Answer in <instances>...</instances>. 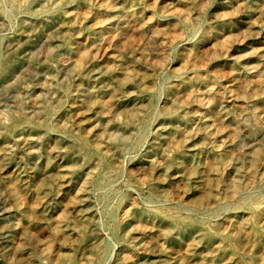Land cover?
<instances>
[{
    "label": "rangeland",
    "instance_id": "rangeland-1",
    "mask_svg": "<svg viewBox=\"0 0 264 264\" xmlns=\"http://www.w3.org/2000/svg\"><path fill=\"white\" fill-rule=\"evenodd\" d=\"M0 264H264V0H0Z\"/></svg>",
    "mask_w": 264,
    "mask_h": 264
},
{
    "label": "bare ground",
    "instance_id": "bare-ground-1",
    "mask_svg": "<svg viewBox=\"0 0 264 264\" xmlns=\"http://www.w3.org/2000/svg\"><path fill=\"white\" fill-rule=\"evenodd\" d=\"M114 1H115V0H114ZM107 19H108V18H107ZM109 20H110V19H109ZM109 20H108V21H109ZM101 21H102V20H101ZM116 21H117V20H116ZM103 22H104V21H103ZM59 23H60V22H59ZM97 23H98V22H97ZM97 23H96V24H97ZM101 23H102V22H101ZM56 25H57V24H56ZM56 25H55V26H56ZM92 25H93V24H92ZM101 25H102V24H101ZM96 26H97V25H96ZM96 26H95V27H96ZM99 26H100V25H99ZM57 31H58V30H57ZM141 32H142V31H141ZM86 34H87V33H86ZM101 36H102V35H101ZM112 38H113V37H112ZM107 39H108V38H107ZM84 40H86V38H85ZM105 40H106V39H105ZM94 42H95V41H94ZM96 42H97V40H96ZM96 42H95V43H96ZM99 42H100V41H99ZM117 42H118V41H117ZM100 43H101V42H100ZM91 44H92V43H91ZM101 44H102V43H101ZM89 45H90V44H89ZM86 46H87V45H86ZM91 46H92V45H91ZM98 46H99V45H98ZM100 46H101V45H100ZM107 46H108V44H107ZM110 46H111V45H110ZM110 46H109V47H110ZM88 47H89V46H88ZM88 47H87V48H88ZM105 47H106V45H105ZM114 47H115V46H114ZM103 48H104V47H103ZM103 48H102V49H103ZM115 48H116V47H115ZM117 48H118V47H117ZM84 49H86V48H84ZM89 49H91V48H89ZM96 49H97V47H96ZM96 49H95V52H96ZM105 49H106V48H105ZM130 50H131V49H130ZM117 51H118V50H117ZM134 51H135V50H134ZM84 52H85V50H84ZM90 52H91V51H90ZM97 52H98V51H97ZM111 52H112V51H111ZM111 52H110V53H111ZM145 52H146V51H145ZM108 53H109V52H108ZM92 54H93V53H92ZM129 54H130V53H129ZM129 54H128V55H129ZM138 54H139V53H138ZM119 55H121V54H119ZM119 55H118V57H119ZM141 55H142V54H141ZM141 55H140V56H141ZM88 56H89V55H88ZM105 56H106V55H105ZM115 56H117V54H116ZM142 56H143V55H142ZM90 57H93V56H90ZM118 57H117V58H118ZM80 58H81V57H80ZM85 58H86V57H85ZM85 58H84V59H85ZM97 58H99V57H97ZM66 59H67V58H66ZM83 61H84V60H83ZM89 61H90V60H89ZM81 62H82V61H81ZM110 62H112V61H110ZM119 62H120V61H119ZM130 62H131V61H130ZM79 63H80V62H79ZM104 63H105V62H104ZM133 63H134V62H133ZM82 64H83V63H82ZM108 65H109V63H108ZM113 65H114V64H112V66H113ZM107 67H108V66H107ZM114 67H115V66H114ZM114 67H113V68H114ZM116 67H117V66H116ZM96 68H97V67H96ZM100 68H101V67H100ZM104 69H105V68H104ZM104 69H103V70H104ZM110 69H111V68H110ZM118 69H120V68H118ZM105 71H106V70H105ZM118 71H119V70H118ZM103 72H104V71H103ZM106 73H107V72H106ZM100 74H101V73H100ZM95 75H96V74H95ZM102 75H103V74H102ZM117 98H118V97H117ZM73 104H74V102H73ZM73 104H72V105H73ZM83 108H84V107H83ZM139 108H140V106H139ZM80 109H81V108H80ZM137 109H138V108H137ZM84 110H85V109H84ZM84 110H81V112L84 111ZM76 112H78V111L76 110L75 113H76ZM79 112H80V110H79ZM85 112H86V111H84V113H85ZM77 114H79V113H77ZM247 114H248V113H247ZM81 115H82V114H81ZM76 116H77V115H76ZM78 116H79V115H78ZM94 116H95V115H94ZM66 119H67V118H66ZM76 119H77V118H76ZM90 119H91V118H90ZM87 120H88V119H87ZM84 122H85V121H84ZM79 123H80V122H79ZM81 124H82V123H81ZM220 124H221V123H220ZM92 125H93V124H92ZM92 125L90 124V127H91ZM86 127H87V126H86ZM84 129H85V127H84ZM234 142H235V141H234ZM211 143H212V142H211ZM212 144H213V143H212ZM232 144H233V143H232ZM54 146H55V145H54ZM61 146H62V145H61ZM57 148H58V147H57ZM5 150H6V149H5ZM59 150H60V149H59ZM11 152H12V151H11ZM63 153H64V152H63ZM63 153H61V154H63ZM53 154H54V153H53ZM60 156H61V155H60ZM61 157H62V156H61ZM53 159H54V158H53ZM59 160H60V159H59ZM3 165H4V164H3ZM22 171H23V170H22ZM28 173H29V172H28ZM51 175H52V174H51ZM54 178H55V177H54ZM54 178H53V180H54ZM55 179H56V178H55ZM56 180H57V179H56ZM28 181H29V180H28ZM47 182H49V181H47ZM55 182H57V181H55ZM65 182H66V181H65ZM37 183H38V182H37ZM66 183H67V182H66ZM66 183H65V184H66ZM68 183H69V182H68ZM24 184H25V183H24ZM62 184H63V183H62ZM234 184H235V183H234ZM237 184H238V183H237ZM42 185H44V184H42ZM42 185H41V187H42ZM51 185H52V184H51ZM55 185H56V184H55ZM55 185H54V186H55ZM45 186H46V185H45ZM52 186H53V185H52ZM52 186H51V187H52ZM236 186H237V185H236ZM59 190H60V189H59ZM61 190H62V189H61ZM54 192H55V190H54ZM58 193H59V192H58ZM59 194H60V193H59ZM45 195H46V193H45ZM56 195H57V194H56ZM59 197H60V196H59ZM42 198H43V197H42ZM41 201H42V200H41ZM41 201H40V202H41ZM43 204H44V203H43ZM37 205H38V204H37ZM38 215H39V213H38ZM41 216H42V215H41ZM47 218H48V217H47ZM26 224H27V222H26ZM27 225H28V224H27ZM28 227H29V226H28ZM30 229H31V228H30ZM2 240H3V239H2ZM94 241H95V240H94ZM21 244H22V243H21ZM21 244H20V245H21ZM197 245H198V244H197ZM4 249H5V248H4ZM97 249H98V248H97ZM97 249H96V250H97ZM26 253H27V252H26ZM96 253H97V252H96ZM163 259H164V258H163ZM162 262H163V261H162Z\"/></svg>",
    "mask_w": 264,
    "mask_h": 264
}]
</instances>
